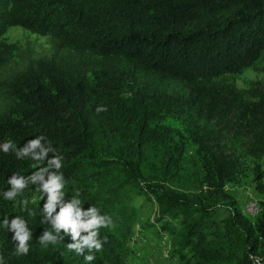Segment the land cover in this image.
<instances>
[{
    "label": "trees",
    "instance_id": "obj_1",
    "mask_svg": "<svg viewBox=\"0 0 264 264\" xmlns=\"http://www.w3.org/2000/svg\"><path fill=\"white\" fill-rule=\"evenodd\" d=\"M10 27L51 38L54 53L0 78V264H131L134 198L158 206L147 225L172 232V264H264V200L250 219L225 190L247 159L264 160V79L230 81L264 74V0H0V69ZM41 136L54 149L43 161L31 158L40 149L17 157ZM9 141L16 150L5 153ZM56 155L59 170L33 175ZM254 172L264 192V171ZM14 174L26 186L9 200ZM50 174L64 187L49 216L40 189ZM73 198L81 213L111 218L99 252L69 250L79 242L71 230L52 227ZM15 217L31 233L26 255L12 239ZM45 231L57 241L41 244Z\"/></svg>",
    "mask_w": 264,
    "mask_h": 264
},
{
    "label": "rangeland",
    "instance_id": "obj_2",
    "mask_svg": "<svg viewBox=\"0 0 264 264\" xmlns=\"http://www.w3.org/2000/svg\"><path fill=\"white\" fill-rule=\"evenodd\" d=\"M4 40L7 44L13 45V50L9 64L0 69V78L7 79L25 68L28 62L49 58L54 53L51 38L32 34L21 27L8 28ZM261 79H264L262 72L246 69L240 75L232 76L230 81L235 87L242 89L246 88L250 81ZM186 158L189 170L199 168V162L190 145ZM245 165L244 174L238 176L235 182L227 183L225 190L236 199L243 215L253 219L247 214L245 204L258 201L260 205V202L264 200V192L254 182V169L259 166L260 171H264V160L257 162L247 159ZM262 185L264 186V180ZM133 206L138 210V218L135 219L137 222L133 225L129 239L130 253L127 260L131 264H172L176 262L177 259L172 258V232L162 230V223L147 225L157 216L158 206L142 198H134ZM255 264H261V261L257 259Z\"/></svg>",
    "mask_w": 264,
    "mask_h": 264
},
{
    "label": "clouds",
    "instance_id": "obj_3",
    "mask_svg": "<svg viewBox=\"0 0 264 264\" xmlns=\"http://www.w3.org/2000/svg\"><path fill=\"white\" fill-rule=\"evenodd\" d=\"M98 111H104L103 108H98ZM44 137H37L28 141L25 146L17 152L18 158H23L28 155L29 152H34L35 149H40L39 154H33L31 157L35 161H43L44 157L48 155L49 151H54L50 147H45L44 144H41V141L44 140ZM12 148L16 150L11 141L6 142L2 145V150L7 153L9 149ZM62 157L59 155L53 156L48 160L49 168H42L38 172L34 173V176L43 179V173L47 172L50 168H55L59 170L61 168ZM62 174L59 175H49V179L46 182H43L41 192H46L48 194L47 203L44 206L45 212L50 216L54 211V207L58 200L63 196L62 189L64 187V182H62ZM13 186V191L8 192L5 195L6 199H14L17 195L16 190H22L26 186V182L21 176L17 179L14 174L12 178L8 181ZM26 203V202H25ZM80 203L78 199L73 198V202L63 206L60 212L53 218L52 227L57 232L59 229L71 230V235L74 241L78 240L79 242L68 244L67 247L69 250H75L78 254L83 255V250L87 248L90 252L95 250L99 252L102 250V242L98 239V230L100 227H108L111 225V218L108 216L98 215L99 210L95 207H90L87 213H81L78 209L75 208V205ZM88 215L90 219L87 222H81V216ZM26 222L21 220L20 217H15L11 223V229L15 230V235L12 237L13 241H18L16 247V252L18 254L26 255L28 253L27 242L31 238V233L25 230L24 224ZM5 227L8 226V220L3 221ZM81 231H85L88 235L81 237ZM41 244L46 243H55L57 241L56 235L50 234L48 231H45L44 236L39 238ZM95 257L93 255L85 256V260L91 262ZM2 260V257H0Z\"/></svg>",
    "mask_w": 264,
    "mask_h": 264
},
{
    "label": "built area",
    "instance_id": "obj_4",
    "mask_svg": "<svg viewBox=\"0 0 264 264\" xmlns=\"http://www.w3.org/2000/svg\"><path fill=\"white\" fill-rule=\"evenodd\" d=\"M245 209L248 211H251V212L259 210L258 201H251V202L245 204Z\"/></svg>",
    "mask_w": 264,
    "mask_h": 264
},
{
    "label": "bare ground",
    "instance_id": "obj_5",
    "mask_svg": "<svg viewBox=\"0 0 264 264\" xmlns=\"http://www.w3.org/2000/svg\"><path fill=\"white\" fill-rule=\"evenodd\" d=\"M259 211H260V207H259V210L252 211V212L246 210L247 214H248L249 216L253 217V219L256 217V215L259 213Z\"/></svg>",
    "mask_w": 264,
    "mask_h": 264
}]
</instances>
